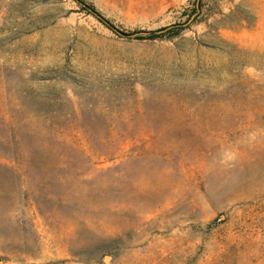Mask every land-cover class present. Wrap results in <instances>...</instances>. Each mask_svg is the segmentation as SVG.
<instances>
[{
  "label": "rangeland",
  "instance_id": "rangeland-1",
  "mask_svg": "<svg viewBox=\"0 0 264 264\" xmlns=\"http://www.w3.org/2000/svg\"><path fill=\"white\" fill-rule=\"evenodd\" d=\"M0 0V264H264V0Z\"/></svg>",
  "mask_w": 264,
  "mask_h": 264
},
{
  "label": "trees",
  "instance_id": "trees-1",
  "mask_svg": "<svg viewBox=\"0 0 264 264\" xmlns=\"http://www.w3.org/2000/svg\"><path fill=\"white\" fill-rule=\"evenodd\" d=\"M77 1L82 9L86 10L88 13H91L93 15H95L96 17H98L101 21H103L107 26H109L111 29L115 30L112 26L108 25L104 20H102V18L100 16H98L97 12L95 11L94 8H92L90 5H88L87 3H85L83 0H75ZM201 4L198 0V2L195 4V6L193 7L191 14H189L186 22L184 24H175V25H171L170 27H165V28H161L159 30H155V31H149L146 32V34L148 36L151 37H156V36H161L162 34H165V32H174V33H179L181 30H183L185 28V26L191 24L192 22L195 21V15L196 13H198V11L200 10ZM116 31V30H115ZM117 32V31H116ZM124 36L127 37H131L134 36L136 34H139V32H134V33H123V32H118Z\"/></svg>",
  "mask_w": 264,
  "mask_h": 264
},
{
  "label": "water",
  "instance_id": "water-1",
  "mask_svg": "<svg viewBox=\"0 0 264 264\" xmlns=\"http://www.w3.org/2000/svg\"><path fill=\"white\" fill-rule=\"evenodd\" d=\"M99 16V15H98ZM106 22V21H105ZM106 23H108V22H106ZM117 32H121V31H119V30H117V29H115Z\"/></svg>",
  "mask_w": 264,
  "mask_h": 264
}]
</instances>
